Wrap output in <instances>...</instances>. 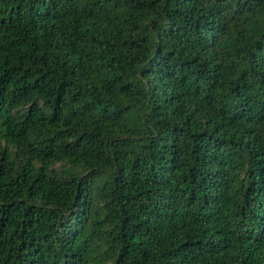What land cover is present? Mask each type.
Returning <instances> with one entry per match:
<instances>
[{"label": "trees", "instance_id": "16d2710c", "mask_svg": "<svg viewBox=\"0 0 264 264\" xmlns=\"http://www.w3.org/2000/svg\"><path fill=\"white\" fill-rule=\"evenodd\" d=\"M0 264H264V0H0Z\"/></svg>", "mask_w": 264, "mask_h": 264}]
</instances>
